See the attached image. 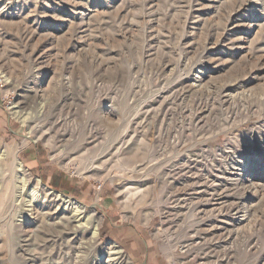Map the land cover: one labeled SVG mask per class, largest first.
Returning a JSON list of instances; mask_svg holds the SVG:
<instances>
[{
    "label": "rangeland",
    "instance_id": "rangeland-1",
    "mask_svg": "<svg viewBox=\"0 0 264 264\" xmlns=\"http://www.w3.org/2000/svg\"><path fill=\"white\" fill-rule=\"evenodd\" d=\"M0 264H264V0H0Z\"/></svg>",
    "mask_w": 264,
    "mask_h": 264
},
{
    "label": "bare ground",
    "instance_id": "bare-ground-1",
    "mask_svg": "<svg viewBox=\"0 0 264 264\" xmlns=\"http://www.w3.org/2000/svg\"><path fill=\"white\" fill-rule=\"evenodd\" d=\"M6 153L14 158L13 166L16 167L19 163V160H18L19 149L18 148H7ZM139 192H140L139 189H134V190L128 189L127 190V196H125V198L127 199L128 202H131V201L135 200V198L137 197ZM129 206H130V204H129Z\"/></svg>",
    "mask_w": 264,
    "mask_h": 264
},
{
    "label": "trees",
    "instance_id": "trees-1",
    "mask_svg": "<svg viewBox=\"0 0 264 264\" xmlns=\"http://www.w3.org/2000/svg\"><path fill=\"white\" fill-rule=\"evenodd\" d=\"M57 176V175H56ZM50 186L54 189L61 190L60 187V179H57L55 175L52 177V181L50 182Z\"/></svg>",
    "mask_w": 264,
    "mask_h": 264
}]
</instances>
